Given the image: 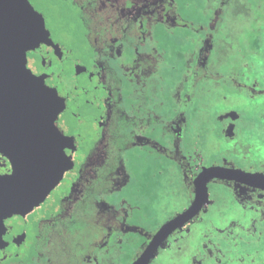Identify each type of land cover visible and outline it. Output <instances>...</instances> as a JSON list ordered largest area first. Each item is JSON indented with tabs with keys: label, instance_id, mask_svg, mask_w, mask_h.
Wrapping results in <instances>:
<instances>
[{
	"label": "flooded vegetation",
	"instance_id": "obj_1",
	"mask_svg": "<svg viewBox=\"0 0 264 264\" xmlns=\"http://www.w3.org/2000/svg\"><path fill=\"white\" fill-rule=\"evenodd\" d=\"M29 2L48 37L27 68L61 107L69 168L0 222V264H134L213 167L231 179L149 264H264V0ZM11 120L0 178L47 155Z\"/></svg>",
	"mask_w": 264,
	"mask_h": 264
},
{
	"label": "water",
	"instance_id": "obj_2",
	"mask_svg": "<svg viewBox=\"0 0 264 264\" xmlns=\"http://www.w3.org/2000/svg\"><path fill=\"white\" fill-rule=\"evenodd\" d=\"M46 37L44 18L29 0H0V109L9 110L0 111V118L14 119L11 122L22 125L17 131L32 135V146L47 149L43 160H35L34 154L30 159L12 157L13 175L0 178V189L6 190L0 191V222L38 207L69 168L61 151L65 138L55 126L61 107L52 106L53 92L27 68V52ZM215 178L231 179L220 168L205 169L196 181L192 205L161 227L134 264H149L167 237L199 214L206 186Z\"/></svg>",
	"mask_w": 264,
	"mask_h": 264
}]
</instances>
